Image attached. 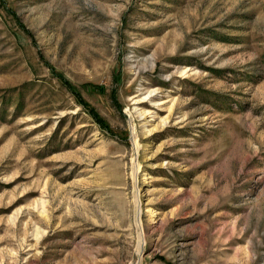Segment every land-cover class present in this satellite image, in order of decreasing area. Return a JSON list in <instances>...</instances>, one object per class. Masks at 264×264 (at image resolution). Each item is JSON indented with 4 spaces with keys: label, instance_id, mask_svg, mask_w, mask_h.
Masks as SVG:
<instances>
[{
    "label": "rangeland",
    "instance_id": "obj_1",
    "mask_svg": "<svg viewBox=\"0 0 264 264\" xmlns=\"http://www.w3.org/2000/svg\"><path fill=\"white\" fill-rule=\"evenodd\" d=\"M0 264H264V0H0Z\"/></svg>",
    "mask_w": 264,
    "mask_h": 264
}]
</instances>
